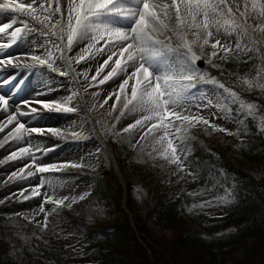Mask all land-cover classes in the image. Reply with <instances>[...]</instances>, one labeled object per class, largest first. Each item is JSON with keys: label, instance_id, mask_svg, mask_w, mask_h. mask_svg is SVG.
<instances>
[{"label": "rangeland", "instance_id": "rangeland-1", "mask_svg": "<svg viewBox=\"0 0 264 264\" xmlns=\"http://www.w3.org/2000/svg\"><path fill=\"white\" fill-rule=\"evenodd\" d=\"M3 0H0L2 3ZM16 3H30L31 0H15ZM62 5L65 9V15L63 17V23H67V0H61ZM264 2V0H261ZM229 5L232 7V16L229 17L227 12L221 18L222 24L227 27L232 20H235L236 24L243 25L247 28V34L243 33L242 28H235L234 31H230L229 34H225L224 29H221L220 39L221 43L227 41L232 46V51L227 55L226 59H221V56L225 54L220 51L217 56H209L213 51L211 49V43L215 42L214 39H210L209 45L204 47V53L201 59L211 64H224L227 63L229 69H233L236 74L242 76L245 80L252 81V86L250 88L257 89L258 91L264 90V88L259 87L260 84H264V63L261 59V54L256 46V40L264 36V32L256 29V25L264 26V17L258 15V9L253 10L251 0H228ZM241 12L245 15H241ZM13 18H15V23L13 26L6 30L4 34H0V44L10 43L11 47L2 48L0 47V58L5 61L11 59L12 63H4L3 69L5 70L4 75L0 78V81L4 79H9V75L13 72L9 70L19 71V76L13 80L12 85L4 84L3 87L9 86L8 91H3L0 87V93H8L12 89V102L14 100L15 105H18L24 109H28L24 101L31 104L36 112L31 113L32 119L29 123L20 121L24 115H20L17 119L20 122L25 123L27 129L37 128L41 130V133L36 132H23V142L27 139H32L37 136L45 137L50 142V148L53 150L52 154L47 158H43L41 153L42 149L37 150L34 146L30 149L37 160V164L44 166H51V170L45 173H36L35 167L25 168L24 179H20L19 175L12 179H9L13 171L19 172V169L29 165L32 156L26 155L23 159H17L13 161H8L7 157L14 150L13 146L17 147V141L9 138L12 145L6 152L3 153L0 160L4 161L0 163V170L5 166L10 167L7 171L8 174L4 175L3 179L0 180V188H4L7 184L13 186L14 190H5L4 193L0 194V215L5 217H20L28 222L32 227L36 226L38 230H42L36 223L37 220L43 221L44 214L39 213V205L43 202L44 197L42 195L33 196L32 188L33 186L39 185L41 179L43 178V185L38 189L40 193L47 194L48 196H53L54 198L68 197L65 201V205L57 207L54 203H44L43 206L47 212L50 213L48 217L47 230L50 235H52V240L49 243L41 242L39 246L45 249L46 253L39 250L33 252L30 250L31 255H33V264H103L105 257L95 250L94 244L99 240H112L111 231L109 229L110 220L108 213L101 206V203L94 197L95 177L97 176L98 168L101 163H111V158L115 157L113 151L107 146V149L102 144V139L106 144V139L109 135V141L115 137H120L121 134L126 133L124 145L126 147L125 152L128 154L134 148L133 144L137 140H140L141 135L146 130L145 128H140L139 126L135 129H131L128 132H123L122 129L130 123H133L136 119H140L146 113L143 112H130L124 110V115L121 116V110L123 109V97L120 101H116L115 96L108 100L104 104L105 98L110 93H115L118 90V83L126 78L125 72H120L118 76L110 79L105 84H99V80L103 79L107 75L108 71H111V66L114 65L116 57L109 62V66L106 67L97 80L93 81L91 77L96 74V70L101 66L104 59H107L108 53L102 52L94 56V58H87L81 63L77 64L75 60L72 61L71 67L66 63L65 60L60 59V50L54 47V44H58L61 41L57 37L51 35V24L48 31L49 35L45 36L39 31H32L30 29L40 28L41 26L36 22L32 21L30 17L25 16L20 13L5 12L0 13V26L4 23H13ZM59 18V17H56ZM43 19V15H41ZM55 19V18H54ZM246 19V20H245ZM24 21H27L28 27L25 28ZM246 21V22H244ZM54 22V21H53ZM17 27L21 28V33L15 38L13 43V38L11 37V32ZM59 32V30H56ZM64 42L66 43V30L64 33H59ZM190 38H192L190 36ZM239 42V49L236 48V43ZM90 38L80 40L73 47V52L68 53V55H76L79 51L90 43ZM202 42V41H201ZM175 44V41H174ZM103 42L101 41L97 44V47H101ZM194 51L197 54L200 53V49L197 45L193 46ZM92 51H95L93 49ZM184 50L181 49V52ZM52 54L53 67H48V64H39L31 59L33 55H39L47 59L48 53ZM170 61L174 63L177 71L180 70V62L177 60L175 54L170 56ZM251 61L252 70L250 72H244L243 68L247 66L246 64ZM87 70H81L84 65H89ZM190 63V61H189ZM30 66V67H29ZM195 71V79L191 81H183L184 84L193 85L185 89L179 100V108H186L185 114H196L198 113L204 119L210 121L211 125H215L216 129H226V131H220L222 134H228L231 139L236 138L239 140V145L242 144L244 148L250 146V137L246 128L243 127L241 123L232 118L229 109L224 105L220 98H218V93L216 91V85L211 82L208 73L209 69L202 66L200 67L196 62L193 65ZM20 69V70H19ZM228 69V70H229ZM130 71V70H129ZM87 72V78L82 74ZM63 73V74H62ZM205 77L207 80L203 81L202 78ZM202 80V81H201ZM17 81H21L23 85H18ZM16 84L17 87L13 88ZM68 86L67 96L61 94L56 90L57 85ZM132 82L130 81V84ZM107 88L108 90H104ZM130 94V87L126 89ZM71 96L72 99L69 103L65 105L67 98ZM39 101L40 103H36ZM11 103V102H10ZM113 103L116 104L115 110L112 109ZM43 104L51 105L49 108H44ZM61 105L57 108L56 105ZM103 104V107L100 105ZM257 103L251 101V108L254 112L258 113ZM71 107L74 111L66 112L63 111V107ZM202 106V107H201ZM24 112V111H23ZM26 113V112H25ZM111 113V114H109ZM261 124L260 127H264V111L258 113ZM49 117V118H47ZM117 117H120L117 121ZM71 118H78L75 124L76 126L65 125L64 122L69 121ZM4 122L1 120L0 123ZM49 123V124H46ZM54 123V124H53ZM151 123V121L149 122ZM177 124L180 122L177 121ZM114 125V127H113ZM15 128V127H13ZM203 129L214 130L210 125L203 123H197L195 127L189 126L188 132L186 133L187 139L182 143L179 140H174V145H179L181 148L186 149V155L184 152H179L178 155L180 159L184 161L185 171H182L186 175V179L195 184L193 192L188 195V202L186 210L192 217L201 216L203 218L204 226L207 224L210 227L202 233V238L205 241H212L215 245L222 244V249H224L227 255H224L225 262L227 264H264V256L259 255V253L248 252V249L252 245L253 235L248 232L244 236L240 233L245 228L251 227L252 222L257 221L258 223H263L264 225V199L260 200L262 208H260L259 213H257L255 219L244 220V224H223L222 221H217L221 216L228 213L231 210L238 209L241 205L236 201L228 198L226 192H215L214 190L206 187L204 185H199L202 181V175L199 169L195 166L192 159L193 152V133H198ZM12 129H8L6 133L0 138L2 139L6 136ZM174 131V129H172ZM219 130H214L216 133H206V136L214 138L224 145L228 139L226 136L218 134ZM3 133V132H2ZM45 134V135H40ZM163 135L162 132L155 133V136ZM1 136V133H0ZM211 140V139H210ZM241 140V141H240ZM243 140H247L248 143L245 144ZM144 151L157 156L160 159H164L160 156L159 152L155 150L158 145H154V137L148 136L143 140ZM89 147L92 149L90 151ZM12 148V149H11ZM91 155H89L90 153ZM109 153L113 156L110 157ZM47 154V153H46ZM86 155L89 157H86ZM116 159V158H115ZM42 160V161H40ZM10 163H18L15 166H7ZM175 164V163H174ZM71 165H80L77 167H72ZM176 165V164H175ZM177 166V165H176ZM263 166V164H262ZM5 167V168H6ZM33 171L35 174L31 177L27 176V171ZM189 172L192 174L189 175ZM119 184V183H118ZM1 189V190H2ZM117 192H120V188ZM135 197L138 200V204L142 205L141 212L146 220V225L150 230L151 237L156 240L159 245L158 252L163 256V261L165 264H205L203 260H195L194 258L187 257L184 255L182 248L178 245V235L179 231L169 228H163V226L157 225L153 220V199L151 198L146 187L142 183L135 185ZM93 194V195H92ZM30 197L29 199H24V197ZM83 196V199L80 197ZM73 200L75 202H73ZM204 203L203 207H192L195 205H200ZM36 205V209L30 208L31 204ZM71 203V207L67 204ZM55 209V211H53ZM191 209V211L189 210ZM39 213V215H37ZM78 217L86 221L97 223L96 225L108 227L107 232L94 234L93 230L89 229L85 225H74L70 223L72 220L70 216ZM262 216V219H261ZM35 217V219H33ZM213 218V221L210 219ZM31 221V222H30ZM207 223V224H205ZM239 225V226H237ZM196 229H200V225L197 223ZM215 227V229H214ZM263 227V226H262ZM240 233V234H239ZM240 236L237 242H234ZM230 241H233L231 243ZM65 243L63 244L61 243ZM134 245V242H132ZM217 247V246H216ZM218 247H221L220 245ZM227 251V252H226ZM147 259H138L136 264H155L152 254L150 251L146 250ZM145 254V256H146ZM205 258L210 257L207 253H201ZM18 264H24L21 259V254L14 255ZM226 257V258H225ZM158 258V256H157ZM219 257L217 256V260ZM216 261V260H215ZM105 263V262H104Z\"/></svg>", "mask_w": 264, "mask_h": 264}, {"label": "snow or ice", "instance_id": "snow-or-ice-1", "mask_svg": "<svg viewBox=\"0 0 264 264\" xmlns=\"http://www.w3.org/2000/svg\"><path fill=\"white\" fill-rule=\"evenodd\" d=\"M251 5L253 10L258 9L259 16L264 17V2L251 0ZM5 12L20 13L30 17L32 21L41 26L38 29L33 28L30 30L39 31L45 36H48L49 32L44 30L49 29L51 24L49 29L51 35L61 41L53 46L60 50V59L65 60L69 67H71L73 60L79 64L85 59L94 58L95 55L102 52L108 53L107 59L103 60L101 66L96 70V74L91 77L93 81L97 80L100 73L109 66V62L113 60V57H116L114 65L111 66V71H108L107 75L99 80V84H105L110 79L118 76L120 72H125L126 78L118 83V90L115 93H110L103 103L106 104L108 100L112 99L113 95L116 101H120L123 97L121 116L124 115V110L146 113L140 119H136L133 123L125 126L122 131L128 132L138 126L145 128V125H147L140 140L153 136L154 145H158L155 150L170 164L175 163L180 171H185L186 168L184 161L180 159L177 153L178 151L184 152L186 155V149L174 145V140H179L182 143L187 139L186 133L189 126L195 127L197 123H203L210 125L214 130L226 131L222 128L216 129L215 125H211L209 120L204 119L198 113L185 114L186 108H180V110L178 108L182 92L193 86L182 82L195 79L193 65L203 55H206L204 47L209 45L210 39H214L215 42L211 43L213 51L209 56V60H211V57L217 56L220 51L225 54L220 58L226 59L233 49L227 41L221 43V29L223 28L227 35L235 28H242L243 33L247 34V28L236 24L235 20H232L227 27L222 24L221 18L225 15V12L229 17L232 16L233 10L228 0H170V3L166 0H67L66 24L63 23L65 9L61 0H31L30 3L3 0L0 3V13ZM41 15H43V19H41ZM241 15L243 16L245 13L241 12ZM15 22V18H13L12 24L4 23L3 26H0V34H4ZM23 23L27 28V21ZM57 29L59 32L56 31ZM256 29L264 32V26L262 25H256ZM65 30L66 43L59 34L64 33ZM21 31V28L17 27L11 32L13 43ZM87 38H90L91 41L87 46L82 48L76 55H68V53L73 52V47L77 42ZM101 41L103 45L97 47V44ZM194 45L199 47V54L194 51ZM0 47L9 48L11 44H0ZM239 47L237 41L236 48L239 49ZM93 49L95 51H92ZM181 49L184 51L181 52ZM172 54H175L180 62L179 71H177L174 63L170 61ZM31 59L41 65L47 63L48 67H53L51 52L48 53L47 59L39 55H33ZM4 63L10 64L12 61L11 59L5 61L0 58V64ZM82 74L87 78V72ZM13 80H15L14 76L12 79L0 81V87H3L4 84L12 85ZM211 82L218 84L230 96L237 97L236 92L226 88L215 78H212ZM245 83L250 87L252 86V81L245 80ZM16 87L17 85L13 88ZM129 87L130 94L126 91ZM259 87L264 88V84H260ZM12 97V89L8 93H0V111L9 113L6 120L0 123V133L4 132L5 128L14 122L16 124V127L3 140H0V147L8 142L9 137L17 142L22 141L23 132L21 130L41 133V130L37 128L27 129L25 123L17 119L18 116L28 113L19 109L16 112H9L10 102L13 106L15 105L12 103ZM71 99L72 97L69 96L64 102L65 105ZM24 103L30 113L36 112V109L30 103L27 101H24ZM36 103L40 102L36 101ZM100 106L103 107V104ZM43 107L49 108L51 105L43 104ZM56 107L60 108L61 105L58 104ZM252 107L253 105H248L249 109ZM115 108L116 104L113 103L112 109L115 110ZM63 111L71 112L74 109L65 106ZM116 119L119 121L120 117ZM150 121L151 123H149ZM177 121L180 123L177 124ZM157 132H162L163 135L155 136ZM140 140L132 145L133 148L140 143ZM31 148V145L22 147L18 151H12L7 157L8 161H13L23 159L26 155L32 156L30 164L20 168L19 172L13 171L9 179L18 175L20 179H24L25 176L21 174L25 172V168L29 167H35L36 173H45L51 170V166L37 164V158L30 151ZM3 162L0 160V163ZM71 166L77 167L80 165ZM34 174L33 171H27L28 177ZM191 174L189 172V175ZM43 183L42 178L41 183L32 188L33 196L42 195L44 197L43 202L38 206L39 213L44 214L43 221H36L42 230L47 228L50 215L43 204L51 202L59 207L65 205V201L68 200V197L54 198L40 193L38 189L42 187ZM29 198L24 197V199ZM83 198V196L80 197V199ZM73 202L75 201L73 200ZM204 203L207 202H202L200 205L194 204L192 207H203ZM67 206L71 207V203ZM189 210L191 211V209Z\"/></svg>", "mask_w": 264, "mask_h": 264}, {"label": "trees", "instance_id": "trees-1", "mask_svg": "<svg viewBox=\"0 0 264 264\" xmlns=\"http://www.w3.org/2000/svg\"><path fill=\"white\" fill-rule=\"evenodd\" d=\"M264 42L260 44V46ZM263 50V49H262ZM264 61V57H263ZM248 71L251 61L246 64ZM227 66H215L212 68L211 76L226 88L237 93V97L230 96L218 85L219 97L228 106L232 118L241 123L251 136L250 146L244 148L242 144H234L232 139L224 145L218 141L201 139L196 137L193 146V162L202 175L199 185H204L215 192H226L228 198L240 203V207L231 210L217 219L223 224H244V220L255 219L259 213L260 200L264 198V129L257 126L258 120L253 116L247 104L251 98L239 94L238 76ZM234 76V77H233ZM241 83V81H240ZM259 100V99H258ZM264 103V99H260ZM119 140V139H118ZM120 140L123 143L124 134ZM245 141V140H244ZM243 141V142H244ZM247 141V140H246ZM123 174L126 181V207L132 214L135 227L143 242L151 249L155 264L161 260L157 258L156 251L148 244L149 229L141 212L142 205L134 196L133 186L142 183L147 188L153 199V220L163 228H171L179 231L178 245L182 248L184 255L195 260H203L205 264H217V256L223 262L224 249L222 244L215 245L212 241L202 238V231L185 224L180 209L184 208L187 199L183 189L189 186L188 181L175 170V168L164 160L140 149L130 161L122 162ZM263 164V166H262ZM108 179H110L108 182ZM110 167L101 169V174L95 180L96 189L94 197L101 203L110 218L109 229L112 240L109 245L95 244V250L105 257L103 264H136L138 259H147L146 249L140 244L135 236L134 230L128 223L127 214L121 207V193H117L112 180ZM262 184H256L261 183ZM191 186H196L192 184ZM195 220L204 226L203 218L199 215ZM214 219L211 218L210 221ZM263 220L262 216L260 221ZM207 224V223H205ZM257 221L252 226L244 228L240 233L244 236L251 232L253 242L248 252H257L264 256V225ZM239 226V225H237ZM263 226V227H262ZM210 225L207 224V228ZM215 229V227H214ZM29 224L21 221L18 217H5L0 215V264H18L15 254L25 253L29 255L32 263V255L28 250L38 249L33 243L35 232ZM239 233V234H240ZM240 236L234 242L240 239ZM30 237H33L30 239ZM134 242V245L133 243ZM233 243V241H230ZM217 246V247H216ZM207 253L210 258H205L201 253ZM227 252V251H226ZM146 254V256H145ZM216 260V261H215ZM239 264H242L239 262Z\"/></svg>", "mask_w": 264, "mask_h": 264}, {"label": "bare ground", "instance_id": "bare-ground-1", "mask_svg": "<svg viewBox=\"0 0 264 264\" xmlns=\"http://www.w3.org/2000/svg\"><path fill=\"white\" fill-rule=\"evenodd\" d=\"M166 2H169L170 3V0H166ZM90 67V63H89V65L87 66V65H84L83 67H82V69L81 70H83V71H85V70H87V68H89ZM0 69H3V65H0ZM20 70V69H19ZM9 72H13V73H11L10 75H9V79H12V77L14 76L15 77V79H16V77L17 76H19L20 74H19V71H18V69L17 70H9ZM4 73H5V70H2V71H0V78L4 75ZM17 84L18 85H23V83H21V81H17ZM13 85H16L15 83L13 84ZM9 86H6L5 85V87H2V89H3V91H8V88ZM67 89H68V86H66V85H64V83L62 84V85H60L59 87H58V85H57V88H56V90L59 92V96L62 94L63 95V97L64 96H67ZM104 90H108L107 88H104ZM13 104H15L14 103V100H13V102H12ZM20 110V111H24V112H26V113H28V114H26V115H24L23 117H22V119H20V121H23V122H26V123H29L30 121H31V119H32V116L30 115L31 113L29 112V110H27V109H24V108H22L21 109V107L20 106H18V105H12L11 103H10V107H9V112H16L17 110ZM9 113H5V112H2V111H0V121L1 120H6V118H7V115H8ZM20 116H18V118H19ZM47 118H49V117H47ZM77 121H79V119L78 118H71L69 121H67V122H64V124L65 125H68V126H76V122ZM46 124H49V123H46ZM54 124V123H53ZM13 127H16V124H15V122L13 123V124H11V125H9L7 128H5V130H4V132L3 133H1V136H0V138L4 135V133H6L7 131H8V129H13ZM40 135H45V134H40ZM7 136V135H6ZM5 137V136H4ZM4 137L2 138V139H0V140H3L4 139ZM10 138V137H9ZM50 141L49 140H47L45 137H41V136H37V137H35V138H32V139H27V141H20V142H18L17 143V147L14 145L13 146V148H14V150H19L20 148H22V147H28L29 145H31L32 147L34 146L35 148H37V149H42V151H41V153H43L44 155H42V157L43 158H47L48 156H50L51 154H52V149L49 147L50 146V143H49ZM102 143L104 144V141L102 140ZM11 145H12V143H11V141H9V139H8V142L7 143H5L4 144V146L3 147H0V158L2 157V155H3V153H8V152H6V149H8L9 147H11ZM12 149V148H11ZM89 149H90V151L92 150L90 147H89ZM47 153V154H46ZM90 153V152H89ZM54 154V153H53ZM52 154V155H53ZM89 155H91V153L89 154ZM89 155L87 156L86 155V157H89ZM40 161H42V160H40ZM16 164H18V163H16ZM16 164H14V163H10L9 165H7V166H15ZM6 167V166H5ZM3 168V169H1L0 170V180L1 179H3V177H5V175H4V172H5V174H8V170H9V168L10 167H6V168ZM5 170V171H4ZM15 185H13V186H9L8 184L6 185V186H4V188L2 189V188H0V194H2V193H4V191L5 190H8V188H9V190L10 191H13L14 190V188H12V187H14ZM2 189V190H1ZM30 208H33V209H36L37 207H36V205H34V203H32L31 204V207Z\"/></svg>", "mask_w": 264, "mask_h": 264}]
</instances>
